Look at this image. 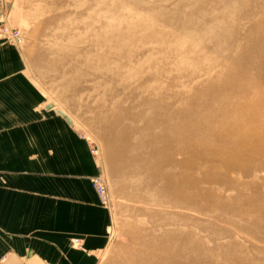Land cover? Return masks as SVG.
<instances>
[{"label":"rangeland","instance_id":"obj_1","mask_svg":"<svg viewBox=\"0 0 264 264\" xmlns=\"http://www.w3.org/2000/svg\"><path fill=\"white\" fill-rule=\"evenodd\" d=\"M263 27L264 0H0V39L16 48L48 110L67 114L85 137L106 182L110 220L99 264H142L139 256L157 264L156 245L174 236L190 256L208 253L206 264H264V168L232 171L226 191L207 183L224 192V203L184 195L174 205L150 172L136 169L134 151L120 160L112 154L118 143L133 149L135 136L121 143L118 132L141 126V110L149 117L155 108L187 110L194 98L221 91L210 89L212 81L237 79ZM248 54L249 73L261 83L242 104L264 90V47ZM174 248L167 251L178 254Z\"/></svg>","mask_w":264,"mask_h":264},{"label":"crops","instance_id":"obj_2","mask_svg":"<svg viewBox=\"0 0 264 264\" xmlns=\"http://www.w3.org/2000/svg\"><path fill=\"white\" fill-rule=\"evenodd\" d=\"M44 98L1 40L0 264H99L110 209L92 185L97 159Z\"/></svg>","mask_w":264,"mask_h":264},{"label":"bare ground","instance_id":"obj_3","mask_svg":"<svg viewBox=\"0 0 264 264\" xmlns=\"http://www.w3.org/2000/svg\"><path fill=\"white\" fill-rule=\"evenodd\" d=\"M256 37L255 43L251 41L252 44H249L244 52L239 73L235 74L237 79L228 81L225 78L220 82L210 83V89L221 91L205 99L194 98L187 110H173L162 115L157 112L158 108H155L151 117L141 110L142 112L136 115L138 120L144 122L141 126L127 127L118 132L121 143L128 141L132 136H135L136 142L132 150H126L123 144L118 143L112 150L113 156L120 160L124 159L127 151H134V159L137 160L136 169L147 170L153 180L162 184L166 191L162 197L166 203L175 205L178 203L175 199H181L184 195H188V198L182 200L207 199L224 203L225 195L222 194L224 192L220 190V193L217 187L206 185L207 183L219 184L226 191L230 188L227 181L232 171L240 169L244 175H250L254 166L257 170L264 168V90L253 92V97L242 104V99L252 92L250 88L253 87V82L261 83L260 75L253 76L249 73L254 56L246 55L251 49L264 47L263 35ZM220 101H223L221 102L223 105L219 103ZM148 105L144 101L140 107ZM65 119L72 124L67 114ZM158 142L163 145L157 146ZM178 155H181L182 159H179ZM204 161L207 163L203 164ZM198 170L202 173L195 176L192 171ZM221 177L223 178L220 179ZM237 198L239 196L234 201H237ZM256 207L253 203L248 210L241 212V215L247 216ZM262 208L259 210L264 215V205ZM174 239L175 241H168L162 238L156 245L157 264H201L202 261L204 263L208 261V253L204 256L192 253L190 256V252L179 250L183 246L178 245L182 240H177L175 236ZM76 244L81 247L80 243ZM170 244H173L175 247L173 251L179 255L167 251ZM138 259L142 264H146L141 256Z\"/></svg>","mask_w":264,"mask_h":264},{"label":"built area","instance_id":"obj_4","mask_svg":"<svg viewBox=\"0 0 264 264\" xmlns=\"http://www.w3.org/2000/svg\"><path fill=\"white\" fill-rule=\"evenodd\" d=\"M93 185L100 198L101 204L103 206H108L110 203V196L105 180L101 176H96L93 179ZM75 242H78V240H75Z\"/></svg>","mask_w":264,"mask_h":264}]
</instances>
